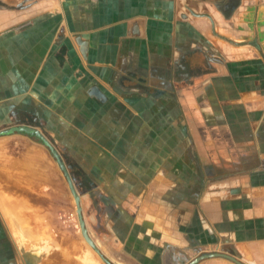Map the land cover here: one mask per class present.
Segmentation results:
<instances>
[{"label": "crops", "instance_id": "obj_1", "mask_svg": "<svg viewBox=\"0 0 264 264\" xmlns=\"http://www.w3.org/2000/svg\"><path fill=\"white\" fill-rule=\"evenodd\" d=\"M0 114L87 145L110 264H264V0H0Z\"/></svg>", "mask_w": 264, "mask_h": 264}, {"label": "rangeland", "instance_id": "obj_2", "mask_svg": "<svg viewBox=\"0 0 264 264\" xmlns=\"http://www.w3.org/2000/svg\"><path fill=\"white\" fill-rule=\"evenodd\" d=\"M3 118L0 114V264H107L83 238L76 202L55 157L62 159L81 197L86 226L102 224L103 211H97L103 202L95 187L88 186L101 175L88 168L89 155L81 152L88 150L87 145L72 146V139L55 120ZM17 128L39 133L47 145L21 134H4ZM69 161L79 169L71 172ZM23 195H27L25 201Z\"/></svg>", "mask_w": 264, "mask_h": 264}, {"label": "water", "instance_id": "obj_3", "mask_svg": "<svg viewBox=\"0 0 264 264\" xmlns=\"http://www.w3.org/2000/svg\"><path fill=\"white\" fill-rule=\"evenodd\" d=\"M17 130H23V131H26L27 133H34V131H32L31 129H27V128H22V129H17ZM13 131H16V130H10V131H6L4 132V134H9ZM55 157L56 159L58 160V163L62 169V171L65 173L66 175V178H67V181L69 183V186L71 188V191H72V194H73V197H74V200L76 202V205H77V213L79 215V219H80V228H81V233L83 235V238L86 240V242L102 257V259L105 261V263L107 264H110L104 257L103 255H101L99 249L96 247L94 241L91 239V237L89 236V233H88V230H87V227H86V224H85V220L83 218V214H82V208H81V204H80V201H81V198H80V195L77 193L74 185H73V182L70 178V175L68 174V170L66 168V166L64 165L62 159L57 155L55 154ZM211 257H223V258H227L237 264H242L240 263L239 261H237L235 258L233 257H230V256H224L222 254H205L203 255L202 257L198 258L196 260V262L202 260V259H205V258H211Z\"/></svg>", "mask_w": 264, "mask_h": 264}, {"label": "trees", "instance_id": "obj_4", "mask_svg": "<svg viewBox=\"0 0 264 264\" xmlns=\"http://www.w3.org/2000/svg\"><path fill=\"white\" fill-rule=\"evenodd\" d=\"M36 136L32 137L34 138L37 142L43 144V145H47V141L44 137L40 136V134L35 133Z\"/></svg>", "mask_w": 264, "mask_h": 264}]
</instances>
